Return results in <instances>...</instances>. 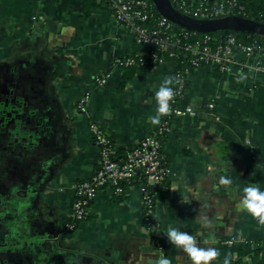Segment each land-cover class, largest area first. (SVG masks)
Wrapping results in <instances>:
<instances>
[{"label": "crops", "instance_id": "crops-1", "mask_svg": "<svg viewBox=\"0 0 264 264\" xmlns=\"http://www.w3.org/2000/svg\"><path fill=\"white\" fill-rule=\"evenodd\" d=\"M130 55L145 51L109 0H0V264H154L161 256L191 264L167 240L169 227L218 249L212 264L225 255L230 264H264V225L240 206L244 187L264 190V71L238 65L186 74L179 105L193 114L173 115L162 141L166 183L154 194L153 231L139 184L120 200L98 192L88 217L66 230L75 184L99 161L88 122L100 124L113 152L156 127L155 92L174 65L167 57L124 82L129 72L114 60Z\"/></svg>", "mask_w": 264, "mask_h": 264}, {"label": "built area", "instance_id": "built-area-1", "mask_svg": "<svg viewBox=\"0 0 264 264\" xmlns=\"http://www.w3.org/2000/svg\"><path fill=\"white\" fill-rule=\"evenodd\" d=\"M115 20L127 28L131 29L135 35L136 43H149L154 46L151 56L157 63H163L164 58L161 53L166 49L172 50L178 44V40H171L170 36L162 34V27L168 29L172 22L161 16L157 27L149 29L141 23L153 16L150 5L146 0H109ZM178 7L183 9L182 13L198 19H214L229 15L241 16L242 5L238 0H217L208 4L205 0H199L187 3L185 0H172ZM264 18V14L260 15ZM210 37L204 35L202 38L195 39L192 43L184 45V49L190 54V63L196 68L201 65H217L220 71H227L231 65H238L254 70L264 71V44L258 45L256 41L246 44L239 41L235 35L227 34L221 38L219 44L214 47L209 46ZM241 53L243 61L238 60L237 55ZM171 55V54H170ZM141 62V60H139ZM136 60L134 57L124 59H115L114 64L133 65ZM185 73H188L186 71ZM181 81V85L174 87L176 91L175 102L172 103V115L193 114L189 108H181L179 101L186 89L184 78L175 76ZM96 83L104 84L106 77L102 76L95 79ZM89 93H84L78 101V109L86 112L85 104ZM212 106V105H210ZM88 130L95 140V145L99 150V168L92 177L78 181L74 187V200L71 206L70 217L76 220L84 218L88 212L87 203L93 199L98 192L107 190L111 194H120L123 192L120 186L121 182H129L133 178L145 179L146 184H139L143 210L142 219L146 227L153 231L154 222L152 215L154 212V195L146 191V185L158 184L164 178L165 171L160 167L163 160L161 153L162 143L156 137V134H166L170 130L167 121L157 128V133L149 134L133 149L127 151L125 156L120 159H112L109 152L112 146L103 134L100 124L95 121L88 122ZM138 172H141L138 174ZM66 230L74 229V224L66 223ZM233 239L226 241L231 244Z\"/></svg>", "mask_w": 264, "mask_h": 264}, {"label": "trees", "instance_id": "trees-1", "mask_svg": "<svg viewBox=\"0 0 264 264\" xmlns=\"http://www.w3.org/2000/svg\"><path fill=\"white\" fill-rule=\"evenodd\" d=\"M147 3L150 5L153 16L149 17L147 20L143 21L141 24L149 29L155 28L157 27V23L158 20L161 18V15L157 12L153 2L151 0H146ZM187 1V3L190 2V0H185ZM208 4H212L211 0H205ZM240 2V4L242 5L241 7V16L258 21V22H262L264 23V18H262L260 15L264 14V0H238ZM172 6L174 8H176L177 10H179L180 12H183L184 10L179 8L176 2H173L172 0H170ZM197 1L194 2V4H196ZM162 34L164 36H170L171 40H178V44L173 47L172 50L166 49L165 51H162L161 53H159L160 55H162L164 58L170 57L171 61L174 65V71L172 72L171 76H177L179 75L180 77L184 78V83H185V87L187 85V81H186V71H192L195 67L190 63V54L188 53V51H186L184 49V45L188 44V43H192L195 39L198 38H202L204 35H207L210 37V41L208 42L209 46L214 47L215 45L219 44V42L221 41V38L227 34H233L235 35V37L239 40L242 41L246 44H251L252 42L256 41L258 45L264 44V37L260 36V35H256L254 33H249L246 31H236V30H218V31H212L209 33H201V32H195V31H191L185 28H182L174 23H172L171 27L168 29H165L162 27ZM137 45L145 51V55H143L142 57H138V56H127V57H134L136 62L133 65H119L120 68L124 69L126 72H129L128 75H125L124 78V82L125 80H127L129 77H131L132 74L137 73V72H141L142 70H144L145 68L156 64L157 62L154 61V58L151 56V51L154 49V46L152 44L149 43H137ZM171 54V55H170ZM126 57H123L121 59H124ZM141 60V62L139 61ZM217 65H214V67H212V72L214 73H218L219 74V68ZM176 85H174L175 87ZM173 115H169L166 117H162L161 118V123L159 125H156L155 129L152 131L151 134H155L157 133V128L164 123L165 121H167L169 123V125H171V119H172ZM102 129V128H101ZM103 131V130H102ZM104 134V132H103ZM166 134H156V137L159 139V141L162 143L164 137ZM91 136V140L92 142L95 144V140L93 138L92 135ZM105 137L108 140V144L110 146H112V142L110 140V138H108L106 135ZM135 147V145L131 148H128L127 150H119L116 152H109V156L112 159H120L123 158L125 156V153L127 151H130L131 149H133ZM161 153H162V149H161ZM99 163L95 169V171H97V169L99 168ZM160 167L165 171L166 166L164 164V159L161 162ZM141 172H138V174ZM166 183V176H165V172H164V178L162 179V181L158 184H154V185H146V191L151 194L154 195L156 192V189L160 186H162L163 184ZM136 184H146V181L144 178H142V176L140 178H133L131 179L129 182H121L120 186L123 189V192L120 194H113V197L116 200H120L122 199L128 188L132 185H136ZM92 202V199H90L87 203V206L89 208L90 204ZM154 214V213H153ZM89 215V213L87 212L86 215L84 216V218H87ZM83 218V219H84ZM152 219L154 222V215H152ZM80 220H76L73 219L72 217L69 218L67 223H72L74 224V228L76 227L77 223Z\"/></svg>", "mask_w": 264, "mask_h": 264}, {"label": "clouds", "instance_id": "clouds-1", "mask_svg": "<svg viewBox=\"0 0 264 264\" xmlns=\"http://www.w3.org/2000/svg\"><path fill=\"white\" fill-rule=\"evenodd\" d=\"M174 85H181V81L174 76H167L161 82L158 90L155 92L156 114L150 117L152 125H159L161 118L172 114V103L175 102L176 91ZM219 183L226 188L232 185V180L227 176H220ZM240 206L259 225H264V190L257 185H248L243 188V195L240 198ZM204 227L210 226L207 217H203ZM165 236L171 245L179 248L187 255L191 264H212L217 260L220 252L215 247H201L196 236L180 231L178 228L169 227ZM154 264H172V261L166 256H161L154 261ZM223 264H230L228 255H225Z\"/></svg>", "mask_w": 264, "mask_h": 264}, {"label": "water", "instance_id": "water-1", "mask_svg": "<svg viewBox=\"0 0 264 264\" xmlns=\"http://www.w3.org/2000/svg\"><path fill=\"white\" fill-rule=\"evenodd\" d=\"M157 12L172 23L201 33L218 30H240L264 37V23L243 16L229 15L214 19H198L174 8L170 0H151Z\"/></svg>", "mask_w": 264, "mask_h": 264}]
</instances>
